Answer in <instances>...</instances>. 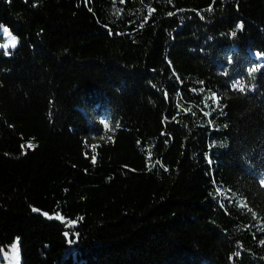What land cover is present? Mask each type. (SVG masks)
<instances>
[{"label": "trees", "instance_id": "trees-1", "mask_svg": "<svg viewBox=\"0 0 264 264\" xmlns=\"http://www.w3.org/2000/svg\"><path fill=\"white\" fill-rule=\"evenodd\" d=\"M0 25V251L264 264V0H0Z\"/></svg>", "mask_w": 264, "mask_h": 264}, {"label": "snow or ice", "instance_id": "snow-or-ice-1", "mask_svg": "<svg viewBox=\"0 0 264 264\" xmlns=\"http://www.w3.org/2000/svg\"><path fill=\"white\" fill-rule=\"evenodd\" d=\"M168 14H169L170 16H171V15H174V13H172V12H169ZM236 27H237V29H241V28L243 27V25H242V24H237ZM0 28H3L4 33L10 37V39L8 40V42H7L6 44H4V45H0V47H3V48L5 49L4 54H5V55H8L9 53L7 52V49H8L9 47L15 48V46H16V44H17V42H18V38L15 37V36H12L11 33L9 32V30H8L7 28L3 27L2 25H0ZM235 34H236L235 32L232 33L233 36H235ZM256 55H257V56H260V55H264V54H262V53H256ZM257 70H258V69H256V68H252V69H250V70H249V75H251V73H253V72H256ZM244 87H245L244 84H243L240 80H236L235 82H233V83L231 84V88H232V89H238V90L241 91V92L244 91ZM215 95H216V94L213 92V93H212V97H215ZM214 102H215V101H214ZM205 106H207L206 103H205ZM209 123H211V121H209ZM104 127L107 128L108 125H107V124H104ZM117 127H118V125H117ZM29 147H32V145H29ZM93 162H95V160H93ZM217 192H219V189H217ZM240 206H241V207H245V208L247 207L246 204H241ZM33 211H38V210H37V209H33ZM249 211H251V209H249ZM45 215H47V213H45ZM253 217H255V213H253ZM56 219H60V220H62L63 217L57 215ZM75 223H76V221H74V220L69 221L67 226H68V227H71V226L74 225ZM64 235L67 237V236H68V233L65 232ZM76 235H78V234H76ZM74 242H75L74 240H69V243H74ZM261 243H264V241H261ZM13 251H15V247L13 248ZM235 255H236V256H239V253L237 252V253H235Z\"/></svg>", "mask_w": 264, "mask_h": 264}, {"label": "rangeland", "instance_id": "rangeland-1", "mask_svg": "<svg viewBox=\"0 0 264 264\" xmlns=\"http://www.w3.org/2000/svg\"><path fill=\"white\" fill-rule=\"evenodd\" d=\"M9 39L10 37L7 35V39L4 44H6ZM111 138H112V134L110 132H106L101 137L88 138L86 142L90 147H93L98 142L111 139ZM18 243H19V238L17 237L13 241V243L8 246L7 249L3 248L0 251V264H22V259H21V255L19 252ZM14 247H15V251H13Z\"/></svg>", "mask_w": 264, "mask_h": 264}]
</instances>
